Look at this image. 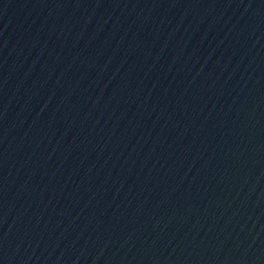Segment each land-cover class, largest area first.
Instances as JSON below:
<instances>
[{
    "label": "water",
    "instance_id": "95a60500",
    "mask_svg": "<svg viewBox=\"0 0 264 264\" xmlns=\"http://www.w3.org/2000/svg\"><path fill=\"white\" fill-rule=\"evenodd\" d=\"M0 264H264V0H0Z\"/></svg>",
    "mask_w": 264,
    "mask_h": 264
}]
</instances>
